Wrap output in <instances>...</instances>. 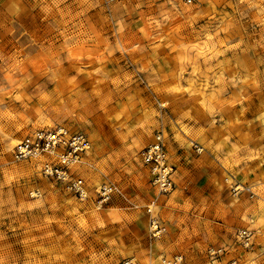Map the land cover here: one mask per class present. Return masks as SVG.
<instances>
[{
  "label": "rangeland",
  "instance_id": "1",
  "mask_svg": "<svg viewBox=\"0 0 264 264\" xmlns=\"http://www.w3.org/2000/svg\"><path fill=\"white\" fill-rule=\"evenodd\" d=\"M57 126L89 138L85 198L13 156ZM157 131L168 194L140 156ZM126 260L264 264V0H0V264Z\"/></svg>",
  "mask_w": 264,
  "mask_h": 264
},
{
  "label": "built area",
  "instance_id": "2",
  "mask_svg": "<svg viewBox=\"0 0 264 264\" xmlns=\"http://www.w3.org/2000/svg\"><path fill=\"white\" fill-rule=\"evenodd\" d=\"M89 148L90 141L85 133L57 126L27 134L14 146L13 156L17 160L38 161L43 174L59 180L72 193L85 198L88 192L86 183L83 178L74 175L70 168L82 161L83 154ZM140 156L142 164L150 174L151 184L162 194L170 193L175 185V170L168 159L162 132H155L153 141L141 150ZM97 193L101 203L108 202L112 195H122L120 188L113 182L102 183ZM151 208V206L147 208V212L152 215L150 233L159 238L166 231V225ZM237 237L241 243L248 245L251 241V232L247 229L240 230ZM122 264L134 262L126 260Z\"/></svg>",
  "mask_w": 264,
  "mask_h": 264
},
{
  "label": "bare ground",
  "instance_id": "3",
  "mask_svg": "<svg viewBox=\"0 0 264 264\" xmlns=\"http://www.w3.org/2000/svg\"><path fill=\"white\" fill-rule=\"evenodd\" d=\"M152 209V208H151ZM153 210V209H152Z\"/></svg>",
  "mask_w": 264,
  "mask_h": 264
}]
</instances>
